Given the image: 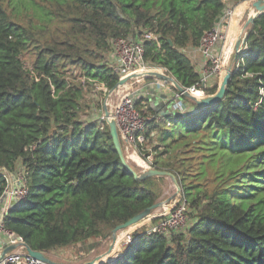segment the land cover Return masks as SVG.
<instances>
[{
  "label": "trees",
  "instance_id": "1",
  "mask_svg": "<svg viewBox=\"0 0 264 264\" xmlns=\"http://www.w3.org/2000/svg\"><path fill=\"white\" fill-rule=\"evenodd\" d=\"M12 1L0 0V194L4 171L22 173L27 192L8 209L5 227L44 253L109 238L157 201L162 179H135L123 167L107 123L97 119L101 107L81 117L85 93L119 79L106 59L112 39L154 33L143 42L145 62L189 87L200 73L187 50L224 6L238 15L253 0H51L79 12L60 32L30 17L21 23ZM241 39L220 100L200 106L182 95L189 110L173 116L151 98L137 100L141 115L152 116L144 146L157 140L153 164L174 174L188 223L167 233H148L144 223L118 257L100 264H264V13ZM217 88L218 80L206 93ZM176 141L194 160L169 155Z\"/></svg>",
  "mask_w": 264,
  "mask_h": 264
},
{
  "label": "built area",
  "instance_id": "2",
  "mask_svg": "<svg viewBox=\"0 0 264 264\" xmlns=\"http://www.w3.org/2000/svg\"><path fill=\"white\" fill-rule=\"evenodd\" d=\"M234 8L228 3L209 30L204 31L196 49L204 59L199 70V80L189 87H183V91L178 90L174 84L165 78L156 76L155 73L166 74V69L160 66H150L144 60L145 39H156V35L150 31H142L137 37H118L112 39L110 43V53L106 59L112 64V70L119 75V78L131 74H143L140 77L129 79L127 86L121 87L113 93L116 99L112 104H108V90L103 84L98 88L105 96L104 104L109 110L108 117L103 113V106L98 113V120L105 122L113 118L124 154L130 161L145 171L155 168L153 158L144 146V128L147 120L152 116H143L138 111L136 103L140 97H152L162 95L159 99L162 105L169 111L181 114L189 110V103L182 99L185 92L195 97H205L206 90L212 87L215 80H218L226 68V61L230 58L232 47L235 43L237 34H227L229 22L233 18ZM241 39L239 47L232 53L237 54L245 48ZM219 50H215V48ZM237 62H242L241 57H237ZM135 83H139L138 88H133ZM125 84V83H124ZM168 94V96H166ZM187 96V95H186ZM190 98V97H189ZM156 100V99H155ZM5 186L0 194V264H51L31 257L26 251V243L23 238L15 232L7 229L4 224L5 215L12 204L17 203L27 192L22 173H7L4 171ZM168 210V211H167ZM167 212L156 218V222H150L147 226L148 233L158 232L167 233L169 230L174 232L184 230L188 223L186 214V204L183 201L167 207ZM150 220V219H149ZM128 236V242L130 241ZM5 251V249H7Z\"/></svg>",
  "mask_w": 264,
  "mask_h": 264
},
{
  "label": "rangeland",
  "instance_id": "3",
  "mask_svg": "<svg viewBox=\"0 0 264 264\" xmlns=\"http://www.w3.org/2000/svg\"><path fill=\"white\" fill-rule=\"evenodd\" d=\"M8 8L9 10L11 8L16 9V12H18L19 15L15 16V18H21L19 20L21 23H25L26 21H28L30 17L31 19L36 20L41 25L48 26L49 31H55V32H60L64 28L66 29V27L70 23V18L75 14L79 13L75 8L72 9V7L67 5H61V6L56 5L54 1L51 0H14L9 4ZM243 12L244 13L240 12L237 15V17L239 18V24L245 23L247 19L246 17H248L249 15V9ZM24 58H26V62H29L28 54H25ZM215 82H217V80H215ZM139 86H140L139 83H135L133 85V88H138ZM90 90H88V93H85L86 96L84 97V100L87 105L84 106L85 107L84 111L80 113L83 120L86 119L88 120V118L91 119L92 117L90 113L92 106H94V109L96 110V112H98L100 110V107L102 108L105 100V96L102 97L103 94L100 92L98 86L95 85ZM115 97H116L115 93L110 95L107 100L108 104H112L116 99ZM202 136L204 135L202 134ZM193 137L196 140L201 138L199 137V135ZM184 140L187 141V138H185ZM206 140L208 142L210 140V137L209 139L206 137ZM154 142H157V140L154 139ZM154 142H150V143L148 142L146 145L147 152L150 153L152 158L154 153L152 147L156 145V143ZM202 147L208 148V145H202ZM163 149L165 148L163 147ZM184 149L185 147H183L182 141H176V144H174V146H171L168 152L169 155H174V157L176 156L178 158L183 159V156H186L187 158L194 160V158H192L190 155L184 153ZM217 149L218 148L214 150ZM198 151L199 152L197 153H200L199 149ZM125 157L127 162L132 166L134 170L137 171V173L143 172L141 171L142 169L140 167L136 166L134 162L129 160L126 154ZM215 159L216 158L214 157L213 160ZM157 168L163 169L159 167ZM192 173L193 174L195 173L193 177H195L197 181H199V176L201 177V175H199V173H197L196 170L193 171ZM158 177L162 178L160 182L161 194L155 203H160V205L157 208L152 209L148 214L147 218L143 219L142 221H139L133 226L117 230L114 238H112V234H113L112 231V234L109 238H105L102 240L93 238L66 247L55 248L51 251L46 252L45 255L48 258H50L52 261L63 264H84L89 261L93 262V264H100L107 262L110 259H115L116 257H118L121 254L124 246L128 244V236L131 237V234L137 228H141L144 223L149 225L150 222H152L151 220L152 217L163 215L165 212L168 211L167 207H170L171 205L177 203L176 202L177 199H175V195L180 191V185L177 182L176 178H175L176 180V184H175L169 177L166 176H158Z\"/></svg>",
  "mask_w": 264,
  "mask_h": 264
},
{
  "label": "water",
  "instance_id": "4",
  "mask_svg": "<svg viewBox=\"0 0 264 264\" xmlns=\"http://www.w3.org/2000/svg\"><path fill=\"white\" fill-rule=\"evenodd\" d=\"M264 13V0H253V2L250 4L249 6V15L245 21V23L242 25L241 30L239 31V33L237 34L235 43L232 47L230 56L232 55V53L239 47L240 42H241V37H242V33L245 31V29L249 26V24L254 20L255 17L261 15ZM169 43H171L170 40H168ZM230 65H228L222 72L220 78H219V83H218V88L217 90L209 95H206L205 97H195L192 94H189L187 92H185V94L190 97L191 99H193L198 105L200 106H204V105H211L214 102L220 100L224 93H225V88L226 85L228 83L229 80V76H230ZM156 76L160 77V78H165L170 80L174 86L180 90L183 91V87L175 80V78L173 76H169V75H163V74H159V73H155ZM143 74H131L129 76H125L122 78H119L118 81L116 82V84H114V86L112 88H110L108 90L107 96L108 97L110 94H112L114 91H116L120 86H122L124 83H126L129 79L135 78V77H140ZM163 97V96H162ZM151 104L153 107H155L157 110H160V114L163 116H173L176 115L175 112L173 111H169L166 107H164L161 103L157 102V101H151ZM195 109H191L189 112H193ZM103 113L105 116L108 117L109 115V110L106 107L105 104H103ZM107 125H108V129L112 138V142L113 145L115 147V150L118 154V157L123 165V167L130 173L133 175V177L135 179H143L147 176H166L169 177L175 184H176V180H175V176L173 173H171L170 171L167 170H163V169H158V168H152V169H148L145 170L143 172L137 173L136 170H134L132 168V166L127 162L124 151L122 149L121 146V142L119 139V135H118V131H117V127H116V123L114 121L113 118H109L106 121ZM160 205V203H154L151 206L145 208L144 210H142L141 212L135 214L134 216H132L131 218H129L128 220H126L125 222L117 225L114 229H113V234H112V238L115 237V233L117 230L120 229H124L130 226L135 225L136 223H138L139 221H142L143 219L147 218L148 214L150 213V211L154 208H157ZM7 249H5V251H7ZM26 251L27 253L36 259L51 263V264H63V263H58V262H54L52 261L50 258H48L44 252L42 251H38V250H33L31 249L27 244H26ZM84 264H93V262L89 261L86 262Z\"/></svg>",
  "mask_w": 264,
  "mask_h": 264
},
{
  "label": "crops",
  "instance_id": "5",
  "mask_svg": "<svg viewBox=\"0 0 264 264\" xmlns=\"http://www.w3.org/2000/svg\"><path fill=\"white\" fill-rule=\"evenodd\" d=\"M233 8H234V6H233ZM229 23L230 24H229L228 29H227V34H238L239 31L241 30L243 24H239V18L237 17V14H235V12H234L233 18L231 19V21ZM215 50H219V48L217 47V48H215ZM187 53H188L189 57L191 58L195 69H197V71H199L202 64H203V61H204V59L200 55L199 51L196 48H193V49L190 48L187 50ZM229 60H230V58H228L226 61V67L228 66ZM156 96L157 97H154V96L152 97L154 99V101H157V102L162 104L161 99L158 98V96L161 98L162 95H156ZM166 96H168V94H166Z\"/></svg>",
  "mask_w": 264,
  "mask_h": 264
},
{
  "label": "bare ground",
  "instance_id": "6",
  "mask_svg": "<svg viewBox=\"0 0 264 264\" xmlns=\"http://www.w3.org/2000/svg\"><path fill=\"white\" fill-rule=\"evenodd\" d=\"M123 86H127V84L125 83V84H123ZM121 87H122V86H120V87L118 88V90H120V89H121ZM118 238H119V237H118Z\"/></svg>",
  "mask_w": 264,
  "mask_h": 264
},
{
  "label": "clouds",
  "instance_id": "7",
  "mask_svg": "<svg viewBox=\"0 0 264 264\" xmlns=\"http://www.w3.org/2000/svg\"><path fill=\"white\" fill-rule=\"evenodd\" d=\"M156 168V167H155Z\"/></svg>",
  "mask_w": 264,
  "mask_h": 264
}]
</instances>
